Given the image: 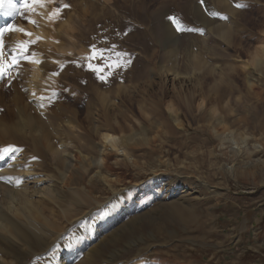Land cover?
<instances>
[{
	"label": "rangeland",
	"instance_id": "obj_1",
	"mask_svg": "<svg viewBox=\"0 0 264 264\" xmlns=\"http://www.w3.org/2000/svg\"><path fill=\"white\" fill-rule=\"evenodd\" d=\"M224 1L245 16H236L221 0H42L55 27H47L52 31L47 32L52 35L49 46L57 45L47 43L49 64L35 92L41 107L30 99L32 75L21 71L29 70L31 51L42 41L20 35L17 44L10 43L19 24L39 27L40 2L11 20L0 50L6 67L0 80V121L13 128L32 111L43 120L44 132L53 134V146L78 158L67 172L53 161L40 135L0 132V163L24 158L23 169L32 166L43 176L41 188L58 189L64 197L61 207L77 213L76 220L58 215L55 225L64 236L49 250L37 247L27 264H54L59 253L68 258L66 264H264V0ZM221 24L230 39L213 31ZM18 44V54L26 47L28 58L8 68ZM92 45L108 50L104 56L110 60H88ZM117 61L120 67L110 66ZM201 62L206 67L199 68ZM169 72L179 75L182 88L169 84ZM102 93L126 133L135 132L138 139L128 145L127 158L110 153L99 176L97 166L79 156H103L96 132L107 122L104 115L109 118ZM186 101L202 108L192 113ZM153 103L161 106L159 113ZM169 107L182 127L171 120ZM212 107L217 113L210 114ZM219 112L223 126L217 124ZM224 133L246 137L248 151L222 143L218 136ZM142 134L149 141L140 142ZM4 146L17 151L5 155ZM22 178L6 177L4 169L0 173L3 188L33 190L35 184ZM102 178L113 183L112 190ZM146 213L151 217L142 219ZM90 240L96 248L101 242L100 248L89 251ZM88 252H93L89 258Z\"/></svg>",
	"mask_w": 264,
	"mask_h": 264
},
{
	"label": "bare ground",
	"instance_id": "obj_2",
	"mask_svg": "<svg viewBox=\"0 0 264 264\" xmlns=\"http://www.w3.org/2000/svg\"><path fill=\"white\" fill-rule=\"evenodd\" d=\"M41 1L42 0H38V2H40V5L38 6V14L40 15L39 27L37 29L36 28L33 29L32 26H30L29 28H25L24 26L19 24V26L15 27V29L13 30L14 34L12 36L14 38H11V40H10V43L16 42V44H17L15 37L19 38L20 35L21 36H27L26 31L31 29L29 31V33H31V35H28V36H30V37L36 36L37 38H39L42 41L41 42L42 44L40 46H37L34 51H31L32 56H31L30 60L28 61L29 62V70L26 72L21 71V74L30 73L32 75L30 80H29L30 99L32 101H34V104L36 106H39V107H41L42 104L40 101H38V98L36 97L35 92L39 87V82L40 81L42 82V80H43V76L45 74L44 71L46 72V70H45L46 64L47 63L49 64V60L47 61V58H49V57L46 56L47 55L46 51H47V43L49 46V43H51L50 40H52V37H51L52 35H49L47 33V32H50L51 29L47 30L48 29L47 27H49V28L54 27V26H52L51 21H49V19H48L49 18L48 7H46L45 4H42ZM9 2L13 3L15 5V8H9V6H8ZM221 3L223 5L225 4L226 6L230 7V4L227 3V1L221 0ZM0 5H1V8H0V29H4L6 27H8V28L12 27L13 24H10V23H12V22H10V20L13 17L14 18L17 17L16 15H17L19 9H25L24 0H0ZM231 11H232V8H231ZM232 12L234 13V11H232ZM6 13H12V14L7 15ZM234 14H236V13H234ZM237 14H239V16H241V17L245 16L242 13L240 14V12H238ZM237 14H236V16H237ZM220 30H221L220 34H222L225 38H226V36H227V38L230 36L229 30L224 24H221L219 26L214 27L213 31H215L216 33H219ZM229 39H230V37H229ZM53 40H55L54 37H53ZM53 42L55 43L56 41H53ZM39 43H40V41H39ZM54 43H52L49 46V48L52 45H54ZM55 45H57V44L55 43ZM11 46L13 47V46H15V44H11ZM255 53H258V52L256 51V52H254V54ZM259 54H260V52H259ZM261 55H262V53H261ZM48 56H49V54H48ZM258 57H260V55ZM259 61L260 60H258V59H256L254 61V62H256L257 68L260 67ZM261 61H262V58H261ZM5 62H6V60H5ZM199 62H200V60H199ZM201 64H203V63L201 62L200 65ZM203 65H205V64H203ZM200 67L204 68L206 66L201 65V66H199V68ZM53 69H55V68H53ZM211 72L212 73L214 72L213 69L211 70ZM167 75H169V77H171L170 81H172V82H169L170 85H172L173 87L174 86L178 87L177 85L181 86L180 82L177 81L179 79L178 78L179 75H177L176 73H171V72L167 73ZM169 77L166 78L165 81H169ZM197 85H199V84H197ZM199 87H200V85H199ZM181 88H182V86H181ZM210 91L211 90H209V92H208L209 94H211ZM24 97H27V95ZM219 97H221V96H219ZM99 98L102 99V103L104 106L108 105L107 106L108 111H106V114L109 117V118H106V116L104 115V119H107V122L105 121L106 122L105 124H101L102 132L99 133V130L96 131L97 136H100L99 141L101 143H99V145H100L99 149H101L103 156H101L100 158H95V159H88L86 156H79V157H81L82 160L84 159L83 160L84 162H88L91 160L90 162L93 165L97 166V168L99 169L98 175L102 176L103 171L105 170V167H107L106 165L108 164L107 158L110 157L112 153H114V155H116V157L127 158L128 157V149H129L128 145H130V143L135 138L138 139V137H137L138 134L135 132L126 133L125 123H123L122 120L121 121L119 120V118H118L119 115L115 113V111H114V109H112L113 107L111 105L109 106V104H113V103H111V102L109 103V100L106 99L104 93H102L99 96ZM189 98H190V96H189ZM18 100H20V99L18 98ZM191 100H193V99H191ZM16 102H18V101H16ZM102 103H101V105H102ZM153 105L156 106L155 111L159 113L161 106L160 105L157 106V103H153ZM187 105H188L189 111H191L192 113L194 111V110H192L193 108L196 110H200L202 108V104L194 103V106H192V102L191 103L187 102ZM171 106H172V103H171ZM213 107H212V109H213ZM28 109H30V108H28ZM39 109L41 110V109H43V107L39 108ZM173 110L174 109H172L171 107L167 108V111L170 114L171 120L173 121L174 124H176L180 128L183 125L181 118L178 115H176V113H174ZM205 111H203V112H205ZM217 111H216V109H213V110H211L210 114L217 113ZM20 113H21V111H20ZM25 114H23L24 118L22 117V119L19 122H17L15 124V127H13V128L8 127L7 123L5 124V123L0 121V132H1V134H4L6 132H8V134H9V132H14V131L22 132L24 130H26V132H27V130H28V132L31 135L33 134L32 136H34L35 139H37L35 135H37V136L40 135L41 137H43L46 140V143H47L46 148L49 149L50 154H52L51 156H52L53 161H55L56 164L59 165V167L60 166L65 167L67 169V172L71 168H74L72 166L77 164L78 158H75V156L73 154L65 153V151H66L65 148L61 147L62 149L60 150V149H56V147L53 146V145H55L53 134L50 131H48L46 133L44 132L43 120L40 119L39 117H35V113L32 114V111H31L29 113L30 116L29 115L27 116ZM41 114L44 117L45 113L43 111L41 112ZM221 115L222 114H220V112L218 114V116H220V117H218L216 115L219 118L217 121V124L223 126L225 121L223 118H221ZM29 117H30V121H29ZM100 119H102V118L100 117ZM28 121H29V124H28ZM170 121L168 123H170ZM68 125L71 126L72 124L68 122ZM96 127L100 128L99 120H98V124L96 125ZM13 129H14V131H13ZM33 130H34V132H33ZM71 135H73V133ZM70 138H72V137H70ZM218 138L220 139V141L222 143H225V141H227L228 143L233 145L235 149L237 148L239 150V152H241L242 150L248 151L247 149H248L249 144L247 143L246 137L238 138L233 133H224L223 135L218 136ZM146 139L149 141L148 137L143 135L142 138L140 139L141 140L140 142L146 143ZM260 147L261 146L259 144H257V146L255 148L258 149ZM63 151H64V153H63ZM37 152L40 153L41 149H38ZM42 154L44 156L43 150H42ZM23 160H24V158H20L19 156H17L14 164H12L14 161H11L10 165L5 164L7 161L5 163L3 161L0 163V173H2L3 169H4V173H5L6 177H9V176H12V177H15V176L19 177L20 176L21 177L22 176L23 177L22 180H25L27 182H33L35 184L34 189L30 191L27 187H21V186L18 188L10 189L9 185H5L3 188V185L0 183V191L3 194V197H2L3 200L0 201V255H1L0 256V264H17V262L27 264L28 256H30L37 249V247H41L44 250H49L53 244H55L57 241H59L61 239L62 236H64V234L62 235V230L58 229L59 227L55 225L56 219L59 217L58 215H60L63 218H71L72 220L77 218V213H76V211L71 209L72 207H70V208H62L61 207L62 202L64 201V197H62L60 191H58L57 188H56L57 190H55L53 186L48 185L47 188L42 189L41 185L43 182H45L44 180H42L43 176L38 174L32 166L31 167L29 166L26 169H23V167L20 166V163L24 162ZM31 161H33V160L31 159ZM34 163H36V161H34ZM79 169H85V168L81 167ZM106 170H108V168ZM230 170H233V167H230L229 171ZM71 171H72V169H71ZM67 172H65L64 175H66ZM102 179L105 181L107 186L110 187V189L112 190L113 183L111 184L110 183L111 181L109 182L108 180H105L106 178H102ZM49 180H50V178H49ZM57 181H58V179H57ZM115 184H116V182H115ZM72 192H74V191H72ZM35 196H37V197H35ZM48 202L51 204V206L48 205L49 204ZM1 208L3 210H1ZM4 209H5V212H4ZM130 209H131V207H130ZM106 211H107V209H106ZM150 217L151 216L146 213L142 217V219H146V218H150ZM138 218H141V216L139 215L138 217H135L136 220ZM68 221H70V219ZM132 221H134V219L129 221V223H127V224H123L122 226H119L116 230L117 231H119L120 229L122 230V228H125L126 226H128V224H130V222H132ZM60 228H62V227H60ZM119 232H121V231H119ZM46 236L50 237V238L52 237V240L49 241L50 238H48V241H45L44 237H46ZM99 239H100V237H99ZM33 240H36L35 245L33 244L34 243ZM101 240H99V241H101ZM106 240H107V238L102 240L101 242L104 243V241H106ZM90 241H91V244H89L90 246L86 245L88 247L89 251H95L97 248H100L101 242L98 244V247L96 248V245H93L94 241H92V240H90ZM48 242H49V244H48ZM85 249H87V248H85ZM92 253L93 252H90L87 257L89 258V256L92 255ZM63 258H64V255L62 253L57 254L53 259L54 264L59 263V262H60V264H66V261L68 260V258L67 257L64 259Z\"/></svg>",
	"mask_w": 264,
	"mask_h": 264
},
{
	"label": "snow or ice",
	"instance_id": "obj_3",
	"mask_svg": "<svg viewBox=\"0 0 264 264\" xmlns=\"http://www.w3.org/2000/svg\"><path fill=\"white\" fill-rule=\"evenodd\" d=\"M37 2H38V0H24V6H25V7H28L30 4H34V3H37ZM8 6H9V8H15V5H14L13 3H11V2H9V5H8ZM237 6L239 7L240 5H237ZM64 7H69V6H68V5H64ZM6 14H7V15H11L12 13H6ZM173 19H174V18H173ZM32 22L34 23V21H32ZM11 30H12V29H11V28H8V27H6V28H4V29H0V49H2L3 46H4V43H3V36H4V33H5V32H8V31H11ZM178 30H182V29H179V28H178ZM26 34H27V35H31V33H26ZM113 47H115V46H113ZM105 51H108V50H106V49H98V48L96 47V45H92V54H91V56H89L87 59H88V60H93V59L99 57V58H101V59H105L106 62H107L108 60H110V58H106V57L104 56ZM25 53H26V47H25V49H24L23 51H21V52L18 54V56H17L15 59H13L12 64L7 65V67L10 68V67L14 66L16 63H18L19 59H27L28 57H27V55H26ZM2 55H3V53H2V51H0V56H2ZM116 55H117L118 57H122V56L127 55V54H126V53H116ZM127 63H130V60H129V61H126L124 66H126ZM88 66H89V68H91L93 71L98 70L97 67L94 66V65H92L91 63H90ZM110 66H112V67H120L121 64H120L119 61H117L115 64H112V65H110ZM5 74H6V67H5V65L3 64V61L0 60V80H2V79L4 78V75H5ZM58 74H59V73H54V75H58ZM101 78L103 79V77H101ZM14 151H17V149L14 148V147H12V146H9L8 148L3 149V153H4L5 155H6V154H9V153H11V152H14ZM0 159H4V155H0ZM33 159H36V157H33Z\"/></svg>",
	"mask_w": 264,
	"mask_h": 264
}]
</instances>
